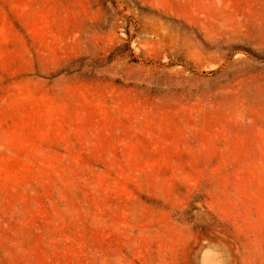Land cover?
<instances>
[{
  "label": "rangeland",
  "instance_id": "obj_1",
  "mask_svg": "<svg viewBox=\"0 0 264 264\" xmlns=\"http://www.w3.org/2000/svg\"><path fill=\"white\" fill-rule=\"evenodd\" d=\"M0 264H264V0H0Z\"/></svg>",
  "mask_w": 264,
  "mask_h": 264
}]
</instances>
